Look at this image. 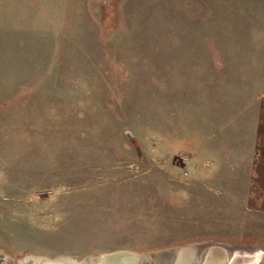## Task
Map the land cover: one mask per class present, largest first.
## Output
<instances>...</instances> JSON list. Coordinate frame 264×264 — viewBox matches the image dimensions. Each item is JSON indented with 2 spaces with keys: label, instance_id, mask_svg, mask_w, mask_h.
Instances as JSON below:
<instances>
[{
  "label": "rangeland",
  "instance_id": "374dc122",
  "mask_svg": "<svg viewBox=\"0 0 264 264\" xmlns=\"http://www.w3.org/2000/svg\"><path fill=\"white\" fill-rule=\"evenodd\" d=\"M262 98L264 0H0V264H264Z\"/></svg>",
  "mask_w": 264,
  "mask_h": 264
},
{
  "label": "water",
  "instance_id": "95a60500",
  "mask_svg": "<svg viewBox=\"0 0 264 264\" xmlns=\"http://www.w3.org/2000/svg\"><path fill=\"white\" fill-rule=\"evenodd\" d=\"M183 248H186L187 251L193 255L192 264H194L196 252L193 248L187 245L179 246V248H177L178 249L177 257H175V260L172 264H177L180 252L182 251ZM221 249H224V248H218L215 246L211 247L210 252L207 255V257L200 260L199 264H202V262L205 263V261L209 259V257L213 254V252H215V250L219 251ZM130 257H133L136 260V264H139V260L142 258V254L136 251H131V250H115V251L101 253L98 256H89L87 258H84L83 262L84 263L89 262L90 264H114V262L118 259H129ZM227 257H228V254H227ZM31 264H71V263L69 262L68 258L64 256L47 257V256L38 255V256L33 257V259L31 260Z\"/></svg>",
  "mask_w": 264,
  "mask_h": 264
},
{
  "label": "crops",
  "instance_id": "0c3cea01",
  "mask_svg": "<svg viewBox=\"0 0 264 264\" xmlns=\"http://www.w3.org/2000/svg\"><path fill=\"white\" fill-rule=\"evenodd\" d=\"M252 136L251 180H264V98L260 99Z\"/></svg>",
  "mask_w": 264,
  "mask_h": 264
},
{
  "label": "bare ground",
  "instance_id": "6f19581e",
  "mask_svg": "<svg viewBox=\"0 0 264 264\" xmlns=\"http://www.w3.org/2000/svg\"><path fill=\"white\" fill-rule=\"evenodd\" d=\"M226 260L227 257H225V254L223 253L222 250L219 251L215 250V252H213V254L209 257V259L206 260L205 264H224ZM191 263H193L192 254L189 253L186 248H183L182 251L180 252L177 264H191ZM114 264H136V260L133 257H130L129 259H118L114 262ZM229 264H231V262ZM247 264H249V262Z\"/></svg>",
  "mask_w": 264,
  "mask_h": 264
}]
</instances>
